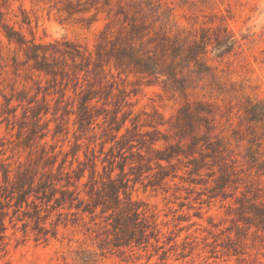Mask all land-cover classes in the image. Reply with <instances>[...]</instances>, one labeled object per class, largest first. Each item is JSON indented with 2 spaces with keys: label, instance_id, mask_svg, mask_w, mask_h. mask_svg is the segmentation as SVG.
Returning a JSON list of instances; mask_svg holds the SVG:
<instances>
[{
  "label": "rangeland",
  "instance_id": "rangeland-1",
  "mask_svg": "<svg viewBox=\"0 0 264 264\" xmlns=\"http://www.w3.org/2000/svg\"><path fill=\"white\" fill-rule=\"evenodd\" d=\"M0 11L28 40L73 42L91 53L88 71L76 77L66 66L69 74L52 79L31 69L0 32V164L41 168L62 150L56 163L67 165L75 153L85 165L95 159L101 176H120L124 167L132 197L156 212L166 251L161 258L152 245L106 248L102 215L55 226L52 211L46 226L56 233L47 240L8 229L0 264H264V228L245 209L264 206V173L245 156L252 149L264 160V121L244 111L264 103V0H0ZM121 49L136 61L152 57L158 73L132 62L115 67ZM88 90L94 98L80 127ZM124 118L128 131L123 126L115 140ZM224 172L228 184L219 186Z\"/></svg>",
  "mask_w": 264,
  "mask_h": 264
},
{
  "label": "trees",
  "instance_id": "trees-1",
  "mask_svg": "<svg viewBox=\"0 0 264 264\" xmlns=\"http://www.w3.org/2000/svg\"><path fill=\"white\" fill-rule=\"evenodd\" d=\"M2 15L0 11V32L9 44L13 43L23 51L24 62L28 63L34 71L50 76L52 79H56L58 74L62 76L69 74V69L75 76L77 70L88 71L90 52L88 55L84 54L79 45L73 42L37 43L28 40L20 30L5 22ZM169 41L168 38L167 42ZM171 48L173 56L179 55L180 45L171 43ZM59 56L63 57L61 64H59ZM113 56L115 67L132 62L136 69L142 73H158L152 65L153 58L150 56H147V60L136 61V57L134 58L129 49H121ZM65 57L71 60V64L65 62ZM78 59L80 62H77ZM66 66L69 67L68 70ZM94 66L97 72L103 71L99 61L94 62ZM170 72L169 76L178 81L180 88H187L183 75L178 78L175 72ZM90 92L92 91L88 90V93L81 97L80 104L83 113L79 118L80 127L90 114L88 112L90 101L94 98ZM64 95L65 92H61V97ZM11 98L4 97L5 102H9ZM16 100L21 101L22 99L16 97ZM42 100L45 101V94ZM13 111L15 112V108ZM244 111L247 112V118L250 121H264L263 102L251 103L249 107H245ZM33 115L36 124L41 120L40 112L37 111ZM113 122L117 123L118 121L114 119ZM124 122L125 118L121 124L118 123L114 127L113 138L115 140L119 136H124L122 133L119 134L121 128L125 126ZM132 124L134 123L132 122ZM47 125L46 122L45 126ZM124 129L128 131L127 126ZM152 141L151 143H153ZM218 142L220 141H217L213 147L218 145ZM223 147L225 148L224 145ZM219 148L220 145L217 149L219 150ZM61 152L62 150H59L58 153L46 156L41 168L26 163H18L14 167H11L9 163L0 164V249H4L8 244L10 235L7 231L9 228L14 232L20 229L24 234L30 230L37 239L47 240L49 234L56 233V228L49 229L46 226L48 215L54 211L59 216L56 218L55 226L58 222L74 224L78 216L94 217L100 214L103 216L105 226H110L108 229L110 237L105 242L106 248L111 247V249L116 248L122 251L125 247H134L145 250L148 245H152L155 250L162 248L160 256L164 258L162 256H165L166 251L163 245L158 243V234L161 232L156 222L157 214L147 202L132 197L129 190V179L124 175V167H121L122 175L120 176L113 177L111 173L101 176L95 159L90 160V163L85 165V162L74 157L75 153H73V160L77 161L75 168L72 167L73 160H69L67 165L65 164L66 159H61L56 163L57 155ZM43 156L44 153L41 158ZM245 156H247L249 163L256 167L257 171L264 173V160L259 159V151L249 149ZM158 158L169 162V157ZM160 166L164 169L163 165L160 164ZM85 170L88 171V175L83 180ZM163 176L166 174L164 173ZM227 176L226 172L221 175L219 186L228 184ZM247 205L248 207L245 209L252 212L257 218L256 226L264 228V206H259L254 202H248ZM64 213L71 214L72 217L61 220L60 216ZM102 247L103 244L99 245V248Z\"/></svg>",
  "mask_w": 264,
  "mask_h": 264
}]
</instances>
